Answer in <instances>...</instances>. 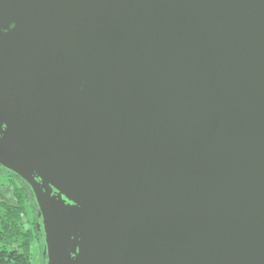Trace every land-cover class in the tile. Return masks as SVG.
<instances>
[{
  "label": "water",
  "instance_id": "95a60500",
  "mask_svg": "<svg viewBox=\"0 0 264 264\" xmlns=\"http://www.w3.org/2000/svg\"><path fill=\"white\" fill-rule=\"evenodd\" d=\"M0 169L46 264H264V0H0Z\"/></svg>",
  "mask_w": 264,
  "mask_h": 264
},
{
  "label": "trees",
  "instance_id": "16d2710c",
  "mask_svg": "<svg viewBox=\"0 0 264 264\" xmlns=\"http://www.w3.org/2000/svg\"><path fill=\"white\" fill-rule=\"evenodd\" d=\"M9 192V199L0 192V264H34L32 245L35 241L43 245L36 205L29 188L16 177ZM29 207L35 210L32 219Z\"/></svg>",
  "mask_w": 264,
  "mask_h": 264
},
{
  "label": "rangeland",
  "instance_id": "374dc122",
  "mask_svg": "<svg viewBox=\"0 0 264 264\" xmlns=\"http://www.w3.org/2000/svg\"><path fill=\"white\" fill-rule=\"evenodd\" d=\"M13 180H14L13 176L9 175L8 173L0 169V190H1L0 192L1 195H3L2 197L8 198V194L10 193L9 190L10 187L12 186ZM34 215H35V210L33 211L31 207H29L28 219H32V217L34 218ZM32 255H33L34 264H46V260L44 258L43 245L37 243L36 241L32 245Z\"/></svg>",
  "mask_w": 264,
  "mask_h": 264
}]
</instances>
